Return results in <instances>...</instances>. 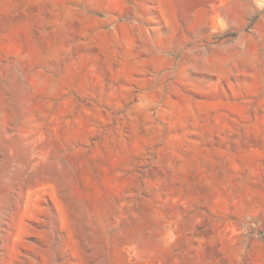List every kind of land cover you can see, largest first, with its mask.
I'll use <instances>...</instances> for the list:
<instances>
[{
    "label": "rangeland",
    "instance_id": "374dc122",
    "mask_svg": "<svg viewBox=\"0 0 264 264\" xmlns=\"http://www.w3.org/2000/svg\"><path fill=\"white\" fill-rule=\"evenodd\" d=\"M0 264H264V0H0Z\"/></svg>",
    "mask_w": 264,
    "mask_h": 264
}]
</instances>
